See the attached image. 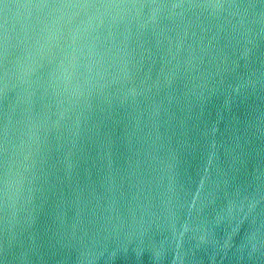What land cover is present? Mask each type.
Returning <instances> with one entry per match:
<instances>
[{"label": "water", "instance_id": "95a60500", "mask_svg": "<svg viewBox=\"0 0 264 264\" xmlns=\"http://www.w3.org/2000/svg\"><path fill=\"white\" fill-rule=\"evenodd\" d=\"M0 264H264V0H0Z\"/></svg>", "mask_w": 264, "mask_h": 264}]
</instances>
